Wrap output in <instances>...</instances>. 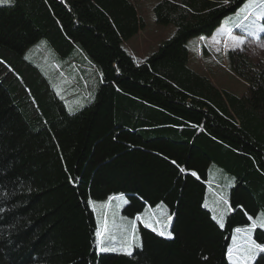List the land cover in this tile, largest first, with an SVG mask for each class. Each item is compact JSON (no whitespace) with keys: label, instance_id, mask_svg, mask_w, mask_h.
<instances>
[{"label":"trees","instance_id":"16d2710c","mask_svg":"<svg viewBox=\"0 0 264 264\" xmlns=\"http://www.w3.org/2000/svg\"><path fill=\"white\" fill-rule=\"evenodd\" d=\"M244 1L158 0L156 21L175 31L141 62L123 47L143 26L129 0L0 5V264H232L235 229L250 223L245 213L264 211V61L244 49L226 52L247 84L239 97L189 66L186 43L210 36ZM42 38L98 71L93 99L76 112L39 88L43 77L24 58ZM6 80L20 89L38 129ZM211 163L234 176L223 228L204 206ZM118 196L132 219L164 205L170 236L159 220H141L131 255L99 251L89 201ZM251 238L264 242V230ZM250 260L264 264V252Z\"/></svg>","mask_w":264,"mask_h":264},{"label":"rangeland","instance_id":"374dc122","mask_svg":"<svg viewBox=\"0 0 264 264\" xmlns=\"http://www.w3.org/2000/svg\"><path fill=\"white\" fill-rule=\"evenodd\" d=\"M134 1L137 3V11L143 26L136 34L123 40V47L130 52L136 61L141 62L174 34L175 27L172 24H162L156 21L153 6L158 0ZM245 2L246 0L234 12L223 18L225 24L237 23L229 31L232 36L243 37V44L237 45L229 37V32L222 35L213 32L214 34L204 37L203 41L197 37H191L186 43L189 66L198 73L209 77L211 82L221 91L239 97L246 93L247 84L228 67L226 52L232 49H244L251 61H264V41L259 40V36L263 32L254 27V25L264 24V16H258L264 5L253 6L241 11L240 9ZM246 16L247 19H245ZM249 33L254 34L250 35ZM213 37H215V40ZM202 48L205 52L202 51ZM24 58L34 64L40 71L43 81L39 82V88L44 89L48 86L52 89L63 102L67 112H76L93 99L99 82V74L95 66L84 55L74 50L62 55L46 39L42 38L27 47ZM9 81L6 80L5 85L12 93L19 110L29 120L31 127L38 129L39 124L32 117V111L25 104L20 89L15 85H11ZM44 98L45 103H47L46 96ZM233 185L234 176L225 173L222 168L211 163L204 206L207 205L205 207L217 222L221 220V217L223 218L221 222H224L228 208L226 194L228 188ZM90 201H92L90 206L95 215L97 230L99 229L102 233L99 237L101 243H97L98 250L100 247H108L115 248L117 251L106 252L127 253L120 249H127L131 252L135 246L140 244L137 223L141 220L149 224L151 221L159 220L165 229L166 235L170 236V233H168L170 224L169 221L165 220L167 208L162 204L158 205L156 209H150V211L145 208L140 215V219H132L124 216L121 211L128 201L125 196L115 197L106 203L94 199H90ZM259 214H264V211L259 210ZM132 223L134 224L133 228L131 227ZM235 242L239 246L235 251L246 257L248 254L243 249H246L248 241L245 235L234 233L232 239H230L229 247ZM229 261L232 264H239L231 258Z\"/></svg>","mask_w":264,"mask_h":264},{"label":"snow or ice","instance_id":"6c2138e0","mask_svg":"<svg viewBox=\"0 0 264 264\" xmlns=\"http://www.w3.org/2000/svg\"><path fill=\"white\" fill-rule=\"evenodd\" d=\"M4 3H8V0H0V4H4ZM224 4H228L229 0H223ZM264 5V0H246V2L243 4V7L240 9L241 11H243L244 9H248L250 7L253 6H261ZM258 16H264V8L261 9V12L258 14ZM226 19H230V18H226ZM245 19H247V16L245 17ZM254 27H256L259 31L264 32V24L261 25H254ZM227 31V30H225ZM254 34V33H249ZM229 37L237 44V45H241L244 43V39L241 36H232L231 33H228ZM203 39V37L201 38ZM213 39L215 40V37H213ZM173 163H175V161H173ZM181 171H184V169H181ZM193 176L196 175L195 172L192 173ZM109 199H112L111 197ZM89 203L91 204L92 201H89ZM207 206V205H205ZM245 215H247V220L250 223H247L245 225V227L240 228L237 227L235 229L236 233H243L248 241V243H250V245L252 247H254L255 249H258L260 252H264V242H257V240L252 239L251 238V233L257 231L258 229L260 230H264V214H253V215H248L247 213H245ZM136 219H140V217H136ZM215 219V217H214ZM222 217L221 220L218 221V223L220 224V227L223 228L224 224L221 222L222 221ZM155 230V229H153ZM163 234V233H161ZM96 235L98 237V241L97 243L100 244L101 241L99 240V237H101L102 233L101 231L98 229L96 232ZM99 250L101 252H106V251H117V249L115 248H108V247H100ZM121 251H126L127 254L131 255L130 251H127V249H120ZM233 253V249L229 248V255H232ZM241 259L243 260L244 257L241 256Z\"/></svg>","mask_w":264,"mask_h":264},{"label":"crops","instance_id":"0c3cea01","mask_svg":"<svg viewBox=\"0 0 264 264\" xmlns=\"http://www.w3.org/2000/svg\"><path fill=\"white\" fill-rule=\"evenodd\" d=\"M134 6H135V8H136V10H137V3L134 1V0H129ZM138 12V11H137ZM139 15V14H138ZM237 25V23H233V24H225V22H224V20H222V22H221V24L214 30V33L215 34H217V35H222V34H224V33H227V32H230L229 30H231V29H233L235 26ZM225 30H227V31H225ZM213 33V34H214ZM202 37H200V38H198L199 40H202L203 41V39H204V37H203V39H201ZM148 211H150V210H148ZM234 233H236L235 231H234ZM233 233V234H234ZM233 234H232V236H233ZM232 236H231V239H232ZM239 246H238V243L237 242H235V243H233L231 246H230V248H232L233 249V253H232V255L230 256L231 257V259H234V261L236 262V263H242V264H250L251 263V258H252V256L254 255V252L256 251V249L254 248V247H252L251 245H250V243H247V247H246V249H243V250H246L245 252L248 254L246 257L243 255V254H240V253H237L235 250L238 248ZM241 256H243L244 257V259L242 260L241 259Z\"/></svg>","mask_w":264,"mask_h":264}]
</instances>
